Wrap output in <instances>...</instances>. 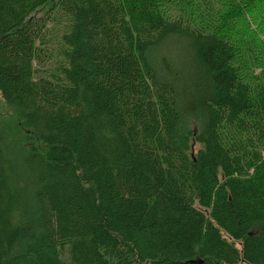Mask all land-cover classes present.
<instances>
[{
  "label": "trees",
  "instance_id": "trees-1",
  "mask_svg": "<svg viewBox=\"0 0 264 264\" xmlns=\"http://www.w3.org/2000/svg\"><path fill=\"white\" fill-rule=\"evenodd\" d=\"M259 9L0 0V95L43 146L0 135V264H264Z\"/></svg>",
  "mask_w": 264,
  "mask_h": 264
},
{
  "label": "rangeland",
  "instance_id": "rangeland-1",
  "mask_svg": "<svg viewBox=\"0 0 264 264\" xmlns=\"http://www.w3.org/2000/svg\"><path fill=\"white\" fill-rule=\"evenodd\" d=\"M46 9L42 10V13ZM240 33H243L237 44L243 49L251 46V58L244 63L243 72L247 75H254L264 78V9L248 15L240 23ZM183 129V130H181ZM179 134L184 135L188 131H196L197 126L189 120H183ZM0 135L6 145L13 151L18 152L28 148L42 150L43 146L23 126L17 115L6 105L0 95ZM190 145L194 149V144ZM196 149V146H195Z\"/></svg>",
  "mask_w": 264,
  "mask_h": 264
}]
</instances>
